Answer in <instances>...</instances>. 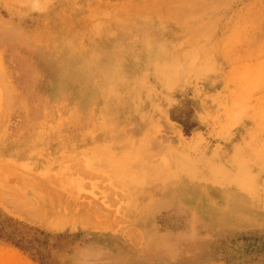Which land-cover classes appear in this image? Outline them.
<instances>
[{
    "label": "rangeland",
    "instance_id": "1",
    "mask_svg": "<svg viewBox=\"0 0 264 264\" xmlns=\"http://www.w3.org/2000/svg\"><path fill=\"white\" fill-rule=\"evenodd\" d=\"M0 236L264 264V0H0Z\"/></svg>",
    "mask_w": 264,
    "mask_h": 264
},
{
    "label": "crops",
    "instance_id": "2",
    "mask_svg": "<svg viewBox=\"0 0 264 264\" xmlns=\"http://www.w3.org/2000/svg\"><path fill=\"white\" fill-rule=\"evenodd\" d=\"M98 248V246L96 247ZM100 248V246H99ZM86 254L91 250L94 252L93 245H87L85 247ZM97 251V250H96ZM0 264H39L34 260V258L30 255L28 250H26L23 246L19 244L12 243L7 239L0 236ZM71 264L72 263L71 261ZM75 264H101V262L97 261L94 258H90V261L84 258H81L80 262H76Z\"/></svg>",
    "mask_w": 264,
    "mask_h": 264
},
{
    "label": "bare ground",
    "instance_id": "3",
    "mask_svg": "<svg viewBox=\"0 0 264 264\" xmlns=\"http://www.w3.org/2000/svg\"><path fill=\"white\" fill-rule=\"evenodd\" d=\"M190 5H191V4H190ZM35 192H36V191H35ZM16 194H17V192H16ZM16 194H15V195H16ZM18 194H19V193H18ZM35 194H37V193H35ZM37 195L40 196V195H39V192H38ZM41 196H42V195H41ZM23 197H24V196H23ZM16 198H17V197H15L14 200H16ZM50 198H51V196H50ZM25 199H26V198H25ZM56 199H57V198H56ZM17 200H18V198H17ZM20 200H21V196H20ZM22 200H23V198H22ZM27 201H29V199H28ZM19 202H20V201H19ZM21 202H25V201H21ZM21 202H20V203H21ZM30 202H32V201H30ZM50 202H51V201H50ZM15 203H16V202H15ZM17 203H18V201H17ZM8 204H9V203H8ZM21 204H22V203H21ZM24 204H25V203H24ZM31 204H33V203H31ZM54 204H55V203H54ZM54 204L52 203V205H54ZM22 205H23V204H22ZM28 206L30 207L29 204H28ZM27 208H28V207H27ZM31 208H32V207H31ZM37 208H38V207H37ZM16 209H17V208H16ZM19 209H20V208H19ZM19 209H18V210H19ZM27 210H28V209H27ZM35 210H36V208H35ZM23 211H25V210H23ZM52 211H53V210H52ZM13 212H14V211H13ZM28 212H29V211H28ZM34 212H35V211H34ZM21 213H22V211H21ZM52 213H53V212H52ZM31 214H32V213H30V215H31ZM33 214H34V213H33ZM35 217H36V216H35ZM38 217H39V216H38ZM39 218H40V217H39ZM57 227H58V226H57Z\"/></svg>",
    "mask_w": 264,
    "mask_h": 264
}]
</instances>
